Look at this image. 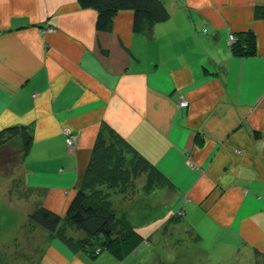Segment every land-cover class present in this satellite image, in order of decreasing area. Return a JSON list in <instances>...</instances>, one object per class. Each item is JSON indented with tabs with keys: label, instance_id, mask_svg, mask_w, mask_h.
Listing matches in <instances>:
<instances>
[{
	"label": "crops",
	"instance_id": "1",
	"mask_svg": "<svg viewBox=\"0 0 264 264\" xmlns=\"http://www.w3.org/2000/svg\"><path fill=\"white\" fill-rule=\"evenodd\" d=\"M163 2L168 18L138 31L130 9L99 30L96 10L77 0H0V129L26 124L33 135L0 175L1 196L23 215L16 224L40 205L65 214L100 132L113 130L164 178L110 190L146 238L124 259L90 257L35 226L38 236L12 241L33 250L21 264H165L151 256L158 232L205 263L264 253V17L254 16L264 0ZM247 32L254 53L235 55L229 35Z\"/></svg>",
	"mask_w": 264,
	"mask_h": 264
},
{
	"label": "trees",
	"instance_id": "2",
	"mask_svg": "<svg viewBox=\"0 0 264 264\" xmlns=\"http://www.w3.org/2000/svg\"><path fill=\"white\" fill-rule=\"evenodd\" d=\"M82 7L97 12L96 28L110 30L118 11H133L134 30L151 29L165 21L169 12L163 0H77ZM254 16L264 17V6L257 5ZM236 36V35H235ZM255 40L250 32L236 36L230 47L235 55L254 53ZM33 143L30 125L13 124L0 129V175L9 176L29 153ZM145 174L146 189L161 184L164 178L138 152L113 130L99 133L82 181L63 216L40 205L28 215L27 228L40 226L48 237H58L73 250L90 257L107 251L122 260L146 238L132 225L125 213L118 214L110 190L125 193L136 185L135 178ZM128 196H124L126 199ZM99 249V250H96ZM251 263L264 264V253L255 251Z\"/></svg>",
	"mask_w": 264,
	"mask_h": 264
},
{
	"label": "rangeland",
	"instance_id": "3",
	"mask_svg": "<svg viewBox=\"0 0 264 264\" xmlns=\"http://www.w3.org/2000/svg\"><path fill=\"white\" fill-rule=\"evenodd\" d=\"M1 180L2 177L0 176V181ZM144 180L145 174L142 173L135 178L138 184H143ZM22 216L20 209L17 206L8 205L7 201L3 199L0 194V264H21V260H23L21 258L24 256L23 253H26L27 256L34 254L31 247H25L26 244L20 242L15 245L14 242L12 243L14 237L19 240L24 239L26 236L33 237L39 234V230L33 232L34 230H30L26 226H23L21 229L20 226L16 224ZM132 217L133 219L136 218L135 222L139 221L137 215L133 214ZM145 232L147 233V231ZM151 242V256L154 257V254H156L164 260L165 264H214V262L211 263V261L207 263L199 261L195 258L189 243L176 242L169 234L164 237L162 232L155 233L153 237H151ZM31 243L32 242H30V244ZM4 253L8 255V257H6ZM10 255H15L16 258H10ZM27 264H29V262Z\"/></svg>",
	"mask_w": 264,
	"mask_h": 264
},
{
	"label": "built area",
	"instance_id": "4",
	"mask_svg": "<svg viewBox=\"0 0 264 264\" xmlns=\"http://www.w3.org/2000/svg\"><path fill=\"white\" fill-rule=\"evenodd\" d=\"M236 41V36L234 34H230L228 37V46L231 47L233 45V43ZM38 93H34L33 96H37ZM187 104V100L186 99H181L179 101V106L180 107H185ZM62 132L65 134L66 136V143L68 145V148L70 149V151H72L74 144H73V140L72 138L69 136V128L68 127H62ZM99 250V249H96Z\"/></svg>",
	"mask_w": 264,
	"mask_h": 264
},
{
	"label": "clouds",
	"instance_id": "5",
	"mask_svg": "<svg viewBox=\"0 0 264 264\" xmlns=\"http://www.w3.org/2000/svg\"><path fill=\"white\" fill-rule=\"evenodd\" d=\"M229 47V46H228ZM64 134V133H63ZM65 135V134H64ZM69 136H70V132H69ZM66 137V136H65ZM67 144V143H66ZM73 144H74V142H73ZM68 146V145H67Z\"/></svg>",
	"mask_w": 264,
	"mask_h": 264
}]
</instances>
